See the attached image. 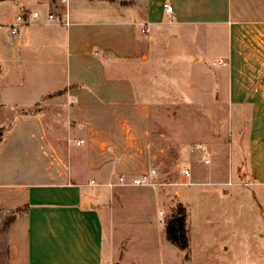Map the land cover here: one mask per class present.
<instances>
[{"label": "crops", "instance_id": "obj_1", "mask_svg": "<svg viewBox=\"0 0 264 264\" xmlns=\"http://www.w3.org/2000/svg\"><path fill=\"white\" fill-rule=\"evenodd\" d=\"M261 1L79 0L72 6L70 0L71 23L64 26L46 21V12L58 8L56 0H33L40 18L12 34L15 16L29 8L15 1L16 15L0 22V51L24 76L14 87L27 85L34 99L32 108L9 123L0 143V218L13 215L2 231L5 264H107L112 251L105 253V223L111 231L115 202L130 187L108 183L180 154L177 143L163 146L167 136L154 110L165 105L159 92L167 84L178 96L169 97V105L202 106L206 99L212 122L214 111L222 120L232 108V147L223 165V144L220 149L212 140L214 167L264 187ZM192 56L196 62L216 56L224 69L206 72L212 96L197 94L201 88L193 79L184 82V63ZM40 63L53 83L38 93L32 74ZM15 89L3 86L1 92Z\"/></svg>", "mask_w": 264, "mask_h": 264}, {"label": "rangeland", "instance_id": "obj_2", "mask_svg": "<svg viewBox=\"0 0 264 264\" xmlns=\"http://www.w3.org/2000/svg\"><path fill=\"white\" fill-rule=\"evenodd\" d=\"M15 1L28 6L26 12H32L33 0H0V22L3 17L8 21L16 15L19 6ZM78 1L72 0V6L80 5ZM6 30L3 27V32ZM199 57L203 59L202 52ZM193 58L184 63L183 80L188 85L189 79H193L202 90L197 94L203 92L212 96L215 90L206 72L217 70L221 73L224 69L217 64L216 56L197 62ZM9 60L0 51V143L9 123L22 114V110L32 108L30 103L34 99L30 95L33 89L29 91L27 85L20 89L14 87L23 84L24 76L17 71L16 65L13 70ZM37 65L33 68L32 78L40 93L49 89L53 81L44 75L45 66L42 63ZM3 86L16 89L4 95L1 92ZM170 91L167 84L166 91L159 92L165 105L154 110L162 117L159 128L167 136L163 146L169 148L177 143L180 154L177 158H168L164 164H155L156 186H130L120 192L121 199L115 202L111 231L108 221L105 223V253L109 255L110 248L112 251L107 264H264V193H260L264 187L250 185L236 171L229 172L232 184L224 185L229 173L214 167L216 159L212 154L205 163L206 155L196 148L198 143H203L212 151V140L215 139L220 149L223 144L224 155L220 161L223 165L227 163L233 142H228V133L234 132L232 108H226L222 120L214 111L212 122V115L205 107L206 99L200 101L202 106H171L169 103H174L169 99L178 96ZM223 91L220 78L218 94L222 96ZM218 130L224 134L219 139ZM183 165L190 170L188 178L181 173ZM178 204L184 206L186 213L188 245L184 250L168 241L165 233L166 224ZM159 214L163 218L162 224L158 221ZM3 222L2 217L0 264H5Z\"/></svg>", "mask_w": 264, "mask_h": 264}, {"label": "built area", "instance_id": "obj_3", "mask_svg": "<svg viewBox=\"0 0 264 264\" xmlns=\"http://www.w3.org/2000/svg\"><path fill=\"white\" fill-rule=\"evenodd\" d=\"M69 1L70 0H56V5H58V8L56 7L53 10L46 12V21L47 22H53L57 21L61 23L64 26H69L70 21V10H69ZM37 2H40V0H37ZM162 7L164 10L172 14L173 8L172 6L167 3L163 2ZM41 12L38 10H33L32 12H19L14 19V22L10 24V30L12 34H16L18 32V27L22 25H28L30 23H33L37 21L40 18ZM1 27V26H0ZM142 32H147V28H141ZM219 64L225 65L226 62L223 60H219ZM82 141L77 140V144H80ZM196 148H200V150L206 155L204 162H209V148L207 145L203 143H199L196 145ZM181 173L185 178H188L191 173L188 167L184 166L181 168ZM157 170L155 168H151L148 171L132 176L127 177L126 175H120L115 183L109 182L108 186L113 187L114 185L119 186H137V187H147V186H156L158 184L157 182ZM228 184H231L230 181L227 182ZM161 213V212H160ZM159 223H163V218L161 217V214H159L158 218Z\"/></svg>", "mask_w": 264, "mask_h": 264}, {"label": "trees", "instance_id": "obj_4", "mask_svg": "<svg viewBox=\"0 0 264 264\" xmlns=\"http://www.w3.org/2000/svg\"><path fill=\"white\" fill-rule=\"evenodd\" d=\"M58 93V92H57ZM13 215H9L4 220V228L10 223ZM166 238L175 244L179 249L184 250L188 245L186 229L185 208L181 204L177 205L175 213L169 218L165 228Z\"/></svg>", "mask_w": 264, "mask_h": 264}]
</instances>
